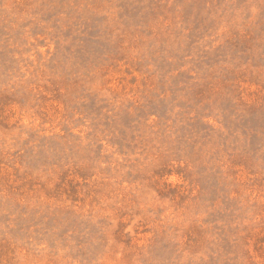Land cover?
Wrapping results in <instances>:
<instances>
[{"label": "rangeland", "instance_id": "374dc122", "mask_svg": "<svg viewBox=\"0 0 264 264\" xmlns=\"http://www.w3.org/2000/svg\"><path fill=\"white\" fill-rule=\"evenodd\" d=\"M0 264H264V0H0Z\"/></svg>", "mask_w": 264, "mask_h": 264}]
</instances>
